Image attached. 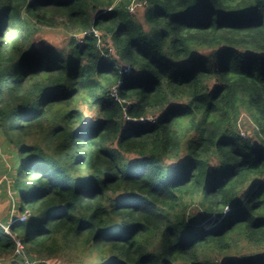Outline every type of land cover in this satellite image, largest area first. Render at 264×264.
Segmentation results:
<instances>
[{"label": "trees", "instance_id": "obj_1", "mask_svg": "<svg viewBox=\"0 0 264 264\" xmlns=\"http://www.w3.org/2000/svg\"><path fill=\"white\" fill-rule=\"evenodd\" d=\"M131 2L0 0V260L264 264V0Z\"/></svg>", "mask_w": 264, "mask_h": 264}, {"label": "rangeland", "instance_id": "obj_2", "mask_svg": "<svg viewBox=\"0 0 264 264\" xmlns=\"http://www.w3.org/2000/svg\"><path fill=\"white\" fill-rule=\"evenodd\" d=\"M132 5H134L133 7H131L132 9L129 11L131 13H134L136 11L137 8H140V2H138V0H132ZM130 3V4H131ZM137 5V6H136ZM138 14V13H136ZM47 30V32H42L39 34L38 36V40H43L45 42H48L50 44L53 45H58V46H66L67 40H68V33H67V28H65L64 25H59L55 28H48L45 29ZM241 128V134L247 138H251V136H253V132L250 131V129L248 128H244V127H240ZM254 141V140H252ZM5 200L0 201V222L3 220V212L5 210H11V200L8 198H4ZM13 208V207H12ZM8 212V214H9ZM21 217H23V215H21ZM28 218H30L28 216ZM21 219V218H20ZM19 253V252H18ZM52 264H69V262L66 260L65 257L63 256H58L57 258H55L54 260L51 261ZM0 264H14L11 263V261H7V260H0Z\"/></svg>", "mask_w": 264, "mask_h": 264}, {"label": "crops", "instance_id": "obj_3", "mask_svg": "<svg viewBox=\"0 0 264 264\" xmlns=\"http://www.w3.org/2000/svg\"><path fill=\"white\" fill-rule=\"evenodd\" d=\"M3 200H5V199H0V201H3ZM0 204H1V202H0ZM8 212H9V210L7 211V210H5L2 214H3V220L1 221V222H3L7 217H8ZM0 222V223H1Z\"/></svg>", "mask_w": 264, "mask_h": 264}, {"label": "built area", "instance_id": "obj_4", "mask_svg": "<svg viewBox=\"0 0 264 264\" xmlns=\"http://www.w3.org/2000/svg\"><path fill=\"white\" fill-rule=\"evenodd\" d=\"M18 245H19V248H20V250H18V252H21L22 245L20 243H18Z\"/></svg>", "mask_w": 264, "mask_h": 264}, {"label": "water", "instance_id": "obj_5", "mask_svg": "<svg viewBox=\"0 0 264 264\" xmlns=\"http://www.w3.org/2000/svg\"><path fill=\"white\" fill-rule=\"evenodd\" d=\"M22 259V257H20Z\"/></svg>", "mask_w": 264, "mask_h": 264}]
</instances>
